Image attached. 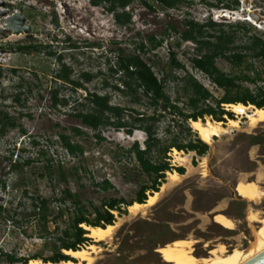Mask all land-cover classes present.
I'll list each match as a JSON object with an SVG mask.
<instances>
[{"label":"rangeland","instance_id":"obj_1","mask_svg":"<svg viewBox=\"0 0 264 264\" xmlns=\"http://www.w3.org/2000/svg\"><path fill=\"white\" fill-rule=\"evenodd\" d=\"M143 1L134 0L126 8L132 14V23L122 27L105 8L93 6L89 0H0V12H5L0 14V28L6 16L19 12L33 31L0 33V114H7L15 123V127L0 135V264H9L6 254L18 258L52 256V243L59 244L61 233L71 222L70 213L74 212L70 201L62 199L65 189L70 188L86 206L100 207L111 198L130 201L141 185L150 184L135 155L128 150L136 142L144 149L147 138L139 129L133 110L151 116L155 109L143 94L135 96L129 90L115 89L120 77L115 66L121 53L140 54L164 81L171 101L189 112L181 82L175 78L180 80L189 72L214 98L220 99L224 92L192 67L195 54L192 42L177 46L174 40L179 35L171 33L162 47L143 54L140 47L142 44L149 47L147 37H166L170 23L181 32L186 20L204 24L208 18L216 25L205 27V32L224 30L235 36L237 43L256 32L264 33V0H240V8L234 11L223 9V5L212 7L219 0H191L190 8L177 10H163L150 2L155 7L151 10ZM239 23L249 24L251 31L245 33L244 28L236 27ZM18 45L38 48L20 52L13 49ZM170 50L177 53L185 70L169 67ZM59 58L71 67L73 78L91 74L92 79L85 83L87 91L107 95L111 105L126 109L125 120L130 126H137L132 135L127 134V129L108 127L100 133L102 140H98L97 132L71 115L87 108L88 102L80 105L87 91L74 92L54 79ZM217 65L231 75L239 72L223 59H218ZM254 66L264 69L257 60ZM263 84L258 82L257 86ZM243 86L255 89L254 84ZM56 88L70 97L67 106L53 107L52 94ZM227 105L230 104H223L222 108L231 112ZM157 114L156 132L163 141L185 142L195 138L190 121L182 123L178 116L161 113L160 109ZM224 118L227 122L228 117ZM209 120L214 121L211 117L204 118L205 122ZM239 121V127L229 128L227 134L213 139L205 156L177 149L179 154H175V148L170 150L167 156L171 172L183 167L185 174H179V181L171 183L167 172V185L163 191L160 187L156 205L144 208L137 217L130 215L128 208L122 216L113 212L119 225L111 238L91 243L101 250L93 255L100 264H173L163 249L181 241H191L194 255L205 257L218 245H224L228 251L246 250L251 245L260 223L249 221L248 216L264 215V195L259 202H247L239 192V185L256 182L264 193V123L250 127L244 116ZM184 126L191 128V136ZM75 128L82 134L76 135ZM60 134L71 136L84 153L76 157L68 154ZM105 180L113 186L109 190L99 187ZM37 199L47 202L46 213L40 210L34 214L33 203ZM223 211L233 219V229L222 223ZM216 213H221L218 219L217 216L214 219Z\"/></svg>","mask_w":264,"mask_h":264},{"label":"trees","instance_id":"obj_2","mask_svg":"<svg viewBox=\"0 0 264 264\" xmlns=\"http://www.w3.org/2000/svg\"><path fill=\"white\" fill-rule=\"evenodd\" d=\"M149 1V2H148ZM219 0V4H212V7L219 8L223 5V9L237 10L240 8V0H232L225 2ZM93 6H102L109 13L114 16L116 24L125 27L132 23V14L126 11L134 0H89ZM152 4L158 5L163 10H177L181 8H190L193 5L191 0H144L143 3L151 10H155ZM216 23L208 18L206 23L200 24L194 20L185 21V29L179 31L174 24H169L167 36L157 38L155 36H148L147 41L149 47L142 44L140 47L141 53H147L157 50L162 47L165 40L170 38V34L179 35L175 38V44L180 46L182 42H192L195 46V54L191 59L192 67L204 75L224 94L220 99L214 98L213 94L203 86L192 74L186 72V75L178 81L181 82V87L185 93L187 105L191 109L189 112L171 101L170 96L166 92L165 83L155 74L153 67L148 64L140 54L124 55L121 53L118 56V62L115 66V72L120 74L118 86L115 89L122 91L129 90L135 96L138 93L146 96L150 105L154 107L153 115L149 116L146 113H136V119L141 129L147 135L144 149H140L136 142L129 150V154L135 155L141 171L150 179V184L141 185L137 196L126 201L122 198H111L105 200L100 207L86 206L79 197L72 192L70 188L65 189L63 194V201H70L74 212L70 213L71 222L61 233L59 244L52 243V256L49 258H18L12 254H6L5 259L9 264H28L31 259H40L44 262L59 263L62 261L72 260L70 256L64 254V250H79L85 246L90 245L93 240L87 237L88 231L82 225L88 227H106L113 225L116 217L113 212H117L119 216L126 214V210L134 203H146L149 195L148 192L154 194L159 192L160 187L166 181L167 172H171L172 166L168 159V153L171 149H177L182 152H194L197 156H205L209 150V144L202 141L197 133L195 138H188L187 141L173 140L170 143L159 138L156 132V122L160 109L161 113L169 112L172 115L178 116L182 123L187 124L189 121L202 120L211 117L217 122H226L224 116L228 119L234 120V115L222 108L223 104H237L241 103L245 106L253 105L256 108H264V84L257 86L258 82H264V69L258 70L254 66V61H258L264 65V33L256 32L237 43L235 36L226 33L224 30L209 34L205 32V27H214ZM236 27L244 28L245 33L251 31L252 27L249 24H237ZM32 48H38L32 45H18L13 47L16 51H24ZM12 49V48H11ZM54 55V54H52ZM169 67L176 70H185V65L182 64L174 50L169 51ZM223 59L233 67L239 69L238 74L231 75L222 71L218 65L217 60ZM59 69L55 73V80L62 81V86L69 87L72 91L77 92L79 89L87 91L85 83L92 79L91 74L84 73L79 78L72 77V69L65 62L59 58ZM243 83H250L255 85V89L251 90L249 87L243 86ZM70 102V97L60 94V89L56 88L52 94V105L57 108L59 106H67ZM87 103V108L77 110L71 115L81 120L82 124L97 132L95 137L102 140L100 133L103 129L114 127L117 129H127V134L132 135L133 129L137 126H130L125 120V108L120 106H113L110 104L107 95H99L87 91L84 102ZM162 115V114H160ZM10 127H15V123L8 118L7 114H0V135H4ZM187 135H192V130L188 126H184ZM74 133L81 135L82 131L75 128ZM25 133V130H22ZM59 139L67 151L73 157L80 156L84 153L80 144L72 141L71 136L60 134ZM216 139V137L214 138ZM180 175H184L186 169L178 167L174 169ZM102 190H109L112 184L105 180L99 185ZM33 203L34 214L42 210L47 212V202L44 200H36ZM93 215V217H92ZM216 223V222H215ZM219 225V224H217ZM220 226V225H219ZM63 251V252H62ZM1 253V252H0ZM2 254V253H1Z\"/></svg>","mask_w":264,"mask_h":264},{"label":"bare ground","instance_id":"obj_3","mask_svg":"<svg viewBox=\"0 0 264 264\" xmlns=\"http://www.w3.org/2000/svg\"><path fill=\"white\" fill-rule=\"evenodd\" d=\"M226 108L236 115V119H228L227 122H217L210 120L206 122L202 120L190 121V127L205 143L210 144L215 137H220L224 134H227L229 128L239 127V118L242 116L248 119L250 127H255L259 123H264V108L259 109L251 105L245 106L241 103L230 104L227 105ZM174 151L175 154H179L176 149H174ZM178 160L184 161V158L181 157ZM180 177L181 176L176 171L168 173V180L171 183L179 181ZM166 185L167 184L164 183L161 186L162 191ZM239 192L243 199L247 200V202H259L262 200L264 195L263 191L256 182H248L244 184L240 183ZM159 194V192L150 194L146 203L144 204L134 203L133 205L129 206V214L137 217V215L144 208L155 206ZM221 216L222 223L225 224L229 230L233 229L235 225L233 219L225 214H222ZM248 219L252 222H259L260 226L255 233L254 240L246 250L235 248L232 251H228L224 245H218V247L211 252L210 256H196L193 253L194 243L191 241H181L177 244L170 243L166 245L163 251L171 258L173 264H245L252 258L264 253V215L259 217L258 213H250ZM118 225L115 223L113 225H107L104 228L88 227L86 225L82 226L88 231L87 237L91 238L95 243H99L110 239ZM100 251L101 250L97 245L90 244L86 248L76 251L64 250V253L70 256L72 260L52 263L44 262L39 259H31L28 264H98L99 260L93 255Z\"/></svg>","mask_w":264,"mask_h":264},{"label":"water","instance_id":"obj_4","mask_svg":"<svg viewBox=\"0 0 264 264\" xmlns=\"http://www.w3.org/2000/svg\"><path fill=\"white\" fill-rule=\"evenodd\" d=\"M1 15H4L5 12H0ZM4 22L1 25L0 33L5 34L8 32L13 33H25L30 34L33 31L31 27L26 25L27 18L22 13H14L11 16H6L3 20ZM2 52L0 51V56ZM256 108V107H255ZM245 264H264V253L252 258L251 260L247 261Z\"/></svg>","mask_w":264,"mask_h":264},{"label":"crops","instance_id":"obj_5","mask_svg":"<svg viewBox=\"0 0 264 264\" xmlns=\"http://www.w3.org/2000/svg\"><path fill=\"white\" fill-rule=\"evenodd\" d=\"M192 153H194V152H192ZM194 154H195V153H194ZM237 185H238V184H237ZM236 192L238 193V189H237V187H236ZM238 195H239V194H238ZM239 196H240V195H239ZM234 200H235V199L231 198V202H234ZM231 202L229 203V205L231 204ZM229 205H228V207H229ZM228 207H227V208H228ZM221 213H223V214L229 216L228 213H227L226 211H223V212H221ZM221 213H219V214L216 213L214 219L216 218V216H217V219H218V216H219ZM217 214H218V215H217ZM214 221H215V220H214Z\"/></svg>","mask_w":264,"mask_h":264},{"label":"built area","instance_id":"obj_6","mask_svg":"<svg viewBox=\"0 0 264 264\" xmlns=\"http://www.w3.org/2000/svg\"><path fill=\"white\" fill-rule=\"evenodd\" d=\"M168 155H170V153H168ZM172 166V165H171Z\"/></svg>","mask_w":264,"mask_h":264}]
</instances>
